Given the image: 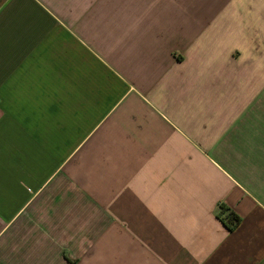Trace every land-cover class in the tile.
Listing matches in <instances>:
<instances>
[{
  "label": "crops",
  "instance_id": "0c3cea01",
  "mask_svg": "<svg viewBox=\"0 0 264 264\" xmlns=\"http://www.w3.org/2000/svg\"><path fill=\"white\" fill-rule=\"evenodd\" d=\"M0 264H264V0H0Z\"/></svg>",
  "mask_w": 264,
  "mask_h": 264
},
{
  "label": "trees",
  "instance_id": "16d2710c",
  "mask_svg": "<svg viewBox=\"0 0 264 264\" xmlns=\"http://www.w3.org/2000/svg\"><path fill=\"white\" fill-rule=\"evenodd\" d=\"M219 218L224 222V224L228 227L229 230L235 229L240 223V216L232 211L230 208L222 205L220 207V211L218 213Z\"/></svg>",
  "mask_w": 264,
  "mask_h": 264
}]
</instances>
